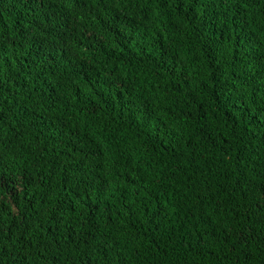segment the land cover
<instances>
[{
    "label": "trees",
    "instance_id": "trees-1",
    "mask_svg": "<svg viewBox=\"0 0 264 264\" xmlns=\"http://www.w3.org/2000/svg\"><path fill=\"white\" fill-rule=\"evenodd\" d=\"M0 264H264V0H0Z\"/></svg>",
    "mask_w": 264,
    "mask_h": 264
}]
</instances>
